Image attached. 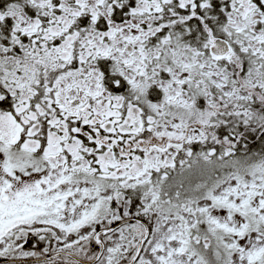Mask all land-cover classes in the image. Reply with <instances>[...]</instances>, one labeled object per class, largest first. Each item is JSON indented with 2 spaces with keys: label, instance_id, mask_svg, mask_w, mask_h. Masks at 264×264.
I'll return each instance as SVG.
<instances>
[{
  "label": "snow or ice",
  "instance_id": "obj_1",
  "mask_svg": "<svg viewBox=\"0 0 264 264\" xmlns=\"http://www.w3.org/2000/svg\"><path fill=\"white\" fill-rule=\"evenodd\" d=\"M0 264H264V0H0Z\"/></svg>",
  "mask_w": 264,
  "mask_h": 264
}]
</instances>
